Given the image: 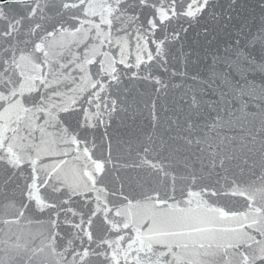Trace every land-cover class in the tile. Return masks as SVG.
<instances>
[{"label":"snow or ice","instance_id":"1","mask_svg":"<svg viewBox=\"0 0 264 264\" xmlns=\"http://www.w3.org/2000/svg\"><path fill=\"white\" fill-rule=\"evenodd\" d=\"M238 10L0 0V264H264V167L190 169L163 140L111 134L132 83L158 85L157 65L192 37L225 33L235 51L213 82L238 81L264 54V20Z\"/></svg>","mask_w":264,"mask_h":264},{"label":"water","instance_id":"2","mask_svg":"<svg viewBox=\"0 0 264 264\" xmlns=\"http://www.w3.org/2000/svg\"><path fill=\"white\" fill-rule=\"evenodd\" d=\"M235 19L245 25L264 20V0H239ZM220 35V40L202 43L192 37L176 46L169 63L157 65L158 85L133 82L129 111L121 114L122 123L111 134L141 142L163 140L170 152L183 154L175 158L190 169L223 163L224 171L235 174L264 167V54L252 57L238 81L217 87L213 81L219 62L235 51L228 36ZM168 52L165 47L161 55Z\"/></svg>","mask_w":264,"mask_h":264}]
</instances>
